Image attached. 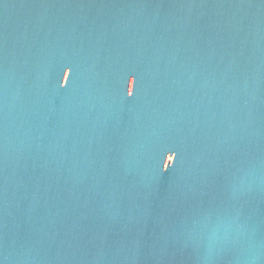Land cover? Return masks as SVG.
Segmentation results:
<instances>
[{
	"label": "water",
	"instance_id": "95a60500",
	"mask_svg": "<svg viewBox=\"0 0 264 264\" xmlns=\"http://www.w3.org/2000/svg\"><path fill=\"white\" fill-rule=\"evenodd\" d=\"M0 264H264V0H0Z\"/></svg>",
	"mask_w": 264,
	"mask_h": 264
}]
</instances>
